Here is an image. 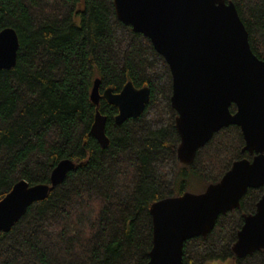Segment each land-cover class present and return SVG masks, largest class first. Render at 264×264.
I'll list each match as a JSON object with an SVG mask.
<instances>
[{
	"label": "trees",
	"instance_id": "16d2710c",
	"mask_svg": "<svg viewBox=\"0 0 264 264\" xmlns=\"http://www.w3.org/2000/svg\"><path fill=\"white\" fill-rule=\"evenodd\" d=\"M232 1L264 59V0ZM8 27L19 49L16 64L0 69V200L21 180L50 184L64 159L75 168L0 234V264H146L152 205L189 191L191 176L206 189L236 160L253 157L231 124L191 164L180 161L170 66L149 37L118 18L114 0H0V32ZM97 79L101 93L120 92L129 81L148 86L143 113L117 123L116 105L91 98ZM98 111L106 117V147L91 133ZM263 193L264 186L249 188L207 237L186 240L183 263L264 264V249L244 257L233 251Z\"/></svg>",
	"mask_w": 264,
	"mask_h": 264
},
{
	"label": "water",
	"instance_id": "95a60500",
	"mask_svg": "<svg viewBox=\"0 0 264 264\" xmlns=\"http://www.w3.org/2000/svg\"><path fill=\"white\" fill-rule=\"evenodd\" d=\"M118 18L149 37L167 60L173 78L172 107L181 142L178 157L191 164L199 148L222 127L241 128L244 149L252 159L236 160L220 181L201 193L186 191L151 207L153 245L146 264H184L186 240L207 237L221 214L240 207L249 188L264 186V59L252 50L248 30L232 0H114ZM19 38L14 28L0 32V69L16 64ZM95 81L91 98L102 97L119 109L117 123L140 116L150 88L127 82L120 92L100 91ZM235 103L236 112L230 110ZM106 117L99 111L91 133L102 147L109 144ZM75 163L64 159L51 183L17 182L0 200V234L8 232L33 202L45 199L64 181ZM264 249V193L256 212L244 217L233 251L239 257Z\"/></svg>",
	"mask_w": 264,
	"mask_h": 264
},
{
	"label": "rangeland",
	"instance_id": "374dc122",
	"mask_svg": "<svg viewBox=\"0 0 264 264\" xmlns=\"http://www.w3.org/2000/svg\"><path fill=\"white\" fill-rule=\"evenodd\" d=\"M190 186L189 191L193 193H201L204 191L206 185L198 176H191L189 179ZM207 264H234L232 260H221V261H212Z\"/></svg>",
	"mask_w": 264,
	"mask_h": 264
},
{
	"label": "flooded vegetation",
	"instance_id": "af4514ba",
	"mask_svg": "<svg viewBox=\"0 0 264 264\" xmlns=\"http://www.w3.org/2000/svg\"><path fill=\"white\" fill-rule=\"evenodd\" d=\"M250 154H251V153H250ZM252 155L254 156V154H252ZM252 158H253V157H252ZM252 158H251V159H252ZM248 159H249V158H248Z\"/></svg>",
	"mask_w": 264,
	"mask_h": 264
}]
</instances>
